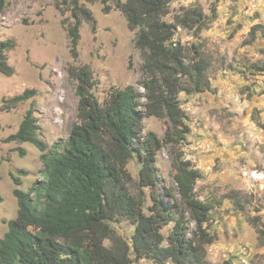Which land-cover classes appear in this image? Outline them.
Listing matches in <instances>:
<instances>
[{
	"label": "trees",
	"instance_id": "trees-1",
	"mask_svg": "<svg viewBox=\"0 0 264 264\" xmlns=\"http://www.w3.org/2000/svg\"><path fill=\"white\" fill-rule=\"evenodd\" d=\"M58 1L62 12L69 11L66 31L69 50L76 59L79 26L85 21L94 31L95 19L80 0ZM108 1L124 15L128 29L136 30L135 46L141 52L144 72L142 91L132 84L110 86L100 101L93 92L97 79L92 69L86 64H69L66 72L76 82L78 97L76 120L62 150L54 148L47 154L33 101L30 103L16 131L3 141L33 143L41 152L42 178L21 190L20 178L12 175L17 216L3 220L7 230L0 236V264H132L144 258L155 264H213L207 259L206 246L214 240L209 223L220 202L196 194L201 172L181 149L189 126L178 98L181 92L190 95L211 88L206 77L209 61L200 43L185 45L178 36L181 27L200 37L208 15L196 4L182 7L173 21H166L163 16L175 0H101L104 13L111 9ZM210 10L214 16V5ZM263 29L259 23L252 24L244 43L255 42ZM13 47V40H0V72L7 76L14 72L7 57ZM35 94V89H25L4 99L0 110L15 107ZM141 98L145 100L144 112L138 109ZM145 116L164 120L163 137L152 131L141 135ZM164 146H170L173 153L175 189L163 194L173 200L170 203L163 202L157 189L154 165ZM19 150L25 153L23 148ZM132 159L139 164L136 194L128 186L127 164ZM146 189L151 200L148 206ZM233 203L244 208L240 196H233ZM123 220L133 227L129 238L114 227ZM167 223L171 228L165 236L161 228ZM261 232L264 236V227ZM221 264H231V259Z\"/></svg>",
	"mask_w": 264,
	"mask_h": 264
},
{
	"label": "rangeland",
	"instance_id": "rangeland-1",
	"mask_svg": "<svg viewBox=\"0 0 264 264\" xmlns=\"http://www.w3.org/2000/svg\"><path fill=\"white\" fill-rule=\"evenodd\" d=\"M58 2L0 0V40L14 41V47L7 52L14 72L10 76L0 72V107L4 99L25 89L36 90L33 97L15 107L0 110V236L7 230L3 220L17 216L12 175L20 178L21 190H28L35 180L42 178L41 152L33 143L3 141L16 131L30 103L33 101L39 137L46 144L47 154L54 148L62 150L76 120L78 97L76 82L66 72L69 64H86L92 69L97 79L93 92L100 101L110 86L122 88L132 84L142 91L144 72L141 52L135 46L136 30L128 29L124 15L112 7L111 1H108L111 9L104 13L101 0H80L92 12L96 29L93 31L89 23L81 22L76 59L69 50L66 31L71 20L69 11L62 12ZM196 4L208 15L200 37L181 27L178 36L185 45L192 41L200 43L199 48L209 61L206 77L211 88L190 95L181 92L178 98L189 126L181 149L184 157L201 172L195 185L196 194L201 199L220 202L209 223L214 240L206 246L207 259L213 264H221L228 258L231 264H264L261 232L264 179L243 174L253 169L264 172V29L259 30L255 42L244 43L252 24L259 23L264 28V0H175L163 18L173 21L174 14L182 7ZM212 5L216 10L214 16ZM66 19L69 20L64 23ZM144 102L141 98L138 108L141 112ZM142 126V136L148 131L158 137L164 135L163 119L145 116ZM19 148L25 153L20 154ZM172 157L171 147L164 146L154 163L157 189L164 203L173 201L163 195L165 190L175 189ZM138 166L136 159L127 164L132 194L138 191ZM235 195L242 199V210L233 203ZM146 196L148 206L149 189ZM246 199H250L249 203ZM114 227L126 238L133 230L126 220L115 223ZM170 228L171 223H167L161 231L167 236ZM189 228H193V223ZM132 264L155 263L144 258Z\"/></svg>",
	"mask_w": 264,
	"mask_h": 264
},
{
	"label": "built area",
	"instance_id": "built-area-1",
	"mask_svg": "<svg viewBox=\"0 0 264 264\" xmlns=\"http://www.w3.org/2000/svg\"><path fill=\"white\" fill-rule=\"evenodd\" d=\"M243 174L248 175V176L252 177L253 179H258V180L264 179V172L258 171L255 169L250 170V171L245 170V171H243Z\"/></svg>",
	"mask_w": 264,
	"mask_h": 264
}]
</instances>
